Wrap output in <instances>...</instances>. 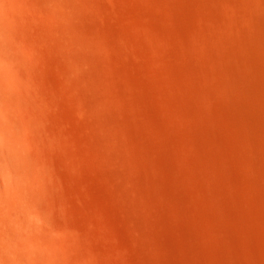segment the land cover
I'll return each mask as SVG.
<instances>
[{
    "label": "rangeland",
    "instance_id": "rangeland-1",
    "mask_svg": "<svg viewBox=\"0 0 264 264\" xmlns=\"http://www.w3.org/2000/svg\"><path fill=\"white\" fill-rule=\"evenodd\" d=\"M62 1L31 0L37 20L48 26L61 12ZM85 1L91 10L77 2L80 14L69 18L68 31L56 22L57 37L44 36L35 45L42 57L35 66L38 72L34 68L36 75L27 72L43 95L37 96L45 108L37 111L47 117L49 135L52 132L46 134L49 143L38 132L34 135L41 148L37 157L48 155L47 161L38 160L47 175L44 194L52 195L43 198L42 206L52 208L47 210L50 216L55 214L52 224L67 232L74 258L80 255L79 264H264V206L255 184H249L244 155L238 153L240 161L237 153L232 154L236 143L240 147L236 138L242 132L236 135L219 117L218 109L224 108L220 102L210 108L202 100V77L186 55L196 32L209 27V10L228 19L225 1ZM103 38L115 41L111 45L116 48L120 43L126 46L117 50L113 45L105 56L96 49ZM252 47L258 54H249L254 68L247 66L262 74L264 43ZM258 76H250L256 80L250 83L257 85V93L251 89L252 97L237 98L249 112L247 122L251 118V126L264 132V75ZM55 133L59 139L51 141ZM53 141L60 142L55 144L60 149L54 151ZM14 230L5 211L0 212V256L24 261L23 252L14 255L10 249Z\"/></svg>",
    "mask_w": 264,
    "mask_h": 264
},
{
    "label": "bare ground",
    "instance_id": "bare-ground-1",
    "mask_svg": "<svg viewBox=\"0 0 264 264\" xmlns=\"http://www.w3.org/2000/svg\"><path fill=\"white\" fill-rule=\"evenodd\" d=\"M224 1H225V10L224 9L223 10L225 12L224 11L223 12L226 13V16L228 18L224 20H227V21L225 22L223 20V17L225 16V14L221 15L223 16L222 17L223 22H222L221 17L218 16L219 14L216 12V10H209L208 15H207V18H209L208 20L209 27L207 26L208 28L204 30L202 29L200 31L198 30V32H196L192 40V43H189V45L187 43L188 46L185 45V47L187 46L186 55L189 58V60L192 61L194 65L193 67L195 69L194 71L198 70L195 73H197L198 76L200 74V77H202L203 81L201 79L199 81V82L201 81L203 82L202 83L203 87L202 85H199L200 88H202L200 90L203 91V95H204L203 96L202 93L200 92L201 93L200 96H203L201 97L203 98L202 100L211 104L208 106L210 108L212 107L213 104L215 105L216 103L220 102L224 108H220V109L215 108V109H218L219 117L223 118V122L226 121V123H228L227 125H229L230 130L233 129L237 131L235 132L237 133L236 135L240 136L241 133L239 132H242L241 134L242 137H240L241 139L236 138V136L235 137L231 136V137L233 139L236 138L238 141H240V147L237 146L239 143L238 144L236 143L235 145L237 146V148L239 147L243 153L236 151V146H234L235 150L232 152V154L234 156L237 153L240 161L244 157L242 164H244L249 170L248 175L250 178L248 179L251 181V183L249 184H255L254 185V187H256L255 190H257L256 192H258V195L261 198L263 206H264V160H263L264 158V144H263L264 135L262 134L264 132L261 129H258L259 130L258 131L256 128H253L251 126V122H252L251 118L249 119V122H247L249 112H247V109H245L246 107L243 108L245 106L244 105L245 103L244 104L241 103V102H244L242 101L243 99L241 100L237 98V96H239V98L240 97L245 98L246 96H248V94L250 95V97H252L254 93L255 94L257 93V88H258L257 85L255 86L253 82V85L255 86L253 87L250 82H252L254 80V77L256 75L258 76L261 72L259 73L258 70H257L258 72L254 71L253 69L254 67L251 65L252 62H250L252 60V59L250 60V57L252 56L253 51H255V48H254L255 46L252 47L253 44L254 43H257V44L264 43V14H257L254 12L255 9L257 10L259 9L261 12H264V0H242L241 1L242 3L237 2L236 4L234 3L236 0L234 2L231 0H224ZM77 2L83 3L82 6H87L88 8L87 7L86 8L91 10L89 4L85 0H63L62 6H61L62 7L61 12L58 13V15L56 16L54 15L51 18V22L49 21L48 26H43L37 20L36 7L31 2V0H0V167L2 169V183H3V185L0 186V212L5 211L6 216L11 220V223L14 225V228H15L14 230L15 244H12L11 247L9 246L12 253L14 255H17L18 252L20 253L23 252L25 260H26V261L25 260L24 261L22 260L10 261L0 256V264H22V263L23 264H79L78 259L76 258L79 257L80 255L79 256L76 255L77 256L76 258H74L75 255L74 256L72 255V249L68 244L69 240L71 239H69L67 232H64L58 227H55L52 224L53 222H51L55 214H52L53 216H50L47 210L52 209V208L49 207V209L46 208L47 210H45L44 209L45 207L42 206L43 198L47 197V200H48V198L50 199V197L52 196L51 195L50 197H48L45 195L46 193L44 194V187L46 188L47 185L44 186L45 184L43 183V178L46 177L47 175H43V173H45V170H42L41 168V165L43 163L39 162L41 159H42L41 162L47 161L46 157L48 159V155L42 154L41 156L42 158L40 159L37 157L39 153V149L41 148L38 149V147H36V144L34 142V135L38 132L39 135L47 137V140L49 143V140H50L49 136L52 135V132H51V135H49L50 133L48 130L49 128L47 129L48 125H46L47 117L38 113L37 111V110H40L39 108L43 107L42 105L43 101H41L42 102L41 104L37 96L39 95V98H40L42 94L41 95L38 94L35 85L31 81V79L33 78H31L30 77L31 75H28L29 73H27V72H30L32 74L35 69L37 70L35 66H37V63L40 62L39 60H41L40 58H42L41 56L40 58H38L39 55L37 52L39 48L37 47L38 48L37 50L35 45L39 46L38 43L39 44L42 43L43 39L45 38L44 36L49 35V36H53L54 38V35L57 33V26L55 25L56 22L59 23L60 26H63V28L61 29L68 28L69 18L71 17L75 18V16H78L80 14L79 12L80 9L78 11L77 5L75 6ZM221 4H224V2ZM238 4L239 5L243 4V5L242 7H240ZM95 7H93L92 11L94 10ZM105 7H103V9ZM215 9H219V8H215ZM108 11L111 12V10H108ZM112 13L114 14V12ZM221 13L222 11L220 12V14ZM110 16L112 15L110 14ZM79 17H82V16H79ZM68 30L69 28L66 31ZM44 33H47V34H44ZM57 34H56V37H57ZM100 36H102V34H100ZM113 37L115 36H112V39H115ZM103 40L96 45V49H98L99 52L100 51L104 52L103 54L107 56L106 55L107 53L109 54L110 52H112L111 51L112 47L114 48L115 46L116 48V44L115 45L113 44L114 45L113 46L111 44L115 43V41L113 42L111 40L109 41L110 43L109 42L107 43L105 42L106 38L104 41ZM121 40H124V39H121ZM106 41H108V39ZM129 41L131 43L130 39ZM241 44H242V47H244L242 49H241ZM124 46H122V44L120 43V46L117 48L118 49L124 48ZM132 48L133 47L131 45V50ZM240 49L242 50V52L240 51ZM135 51H138V50H135ZM236 52L238 54L242 53L244 55V57H242L243 56L242 54L239 55L243 60L239 58L240 59L239 61L238 59L239 56L236 57L237 55ZM39 53L40 55H42L40 51ZM116 54L118 55V53ZM245 54L247 55L251 54V56L250 55L245 56ZM254 54H258V53L255 51ZM245 57H247L246 59H248V61L245 59ZM37 59L39 60L37 61ZM248 63L253 68H251V66H247ZM246 68H248L247 71H249V68H250V70L254 72L251 71V73H249L244 70ZM240 71L243 73L246 72L247 74H249V76L246 75L247 76L246 77L245 73L243 74ZM37 72L38 70L36 71V73ZM35 75L33 76L34 78H35ZM252 75H254V77L251 78L253 80L250 79V76ZM263 75H264V71L262 74H260V76L262 77ZM261 77L258 76L256 78H261ZM263 79H264V76H263ZM251 89L252 91H254L253 95L251 94L252 93ZM249 90L251 91V93L249 92ZM219 107H222V106H219ZM212 119L215 120L214 118ZM217 120H220V119H217ZM207 121L209 124L210 121L209 120ZM217 122H219L220 124V121H217ZM213 124L211 125L213 126ZM214 126H219V125L214 124ZM235 128L241 131L236 130ZM46 130L48 132H46ZM215 133H216V130H215ZM46 134H48L49 136ZM232 134L235 135L234 131ZM55 135L56 133L53 136L55 137ZM54 137L53 139L51 138V141L56 140L57 136L55 138ZM36 138H38V136H35V140ZM41 138L43 137H40V139ZM232 138L231 140H233ZM58 139L59 138H57V140ZM42 140H40V142ZM235 140L233 141L234 143H235ZM38 141L39 139L37 140V142ZM61 141L63 140L61 139ZM53 142L54 143H51L53 145L50 144L52 147L55 144L60 143V142H55V141ZM233 142H232V145L234 144ZM44 145L46 144L44 143L43 146ZM47 147L49 146L47 145ZM54 147H56V145ZM58 148L59 146L57 145V147L53 149L54 151H56ZM48 149L51 150V147H49ZM59 151L60 150H58L57 152ZM63 152L65 153V151ZM238 153L243 154L244 156H242V158L240 159L241 155ZM245 154L247 156H245ZM53 155L55 156V154ZM237 155L235 156V159H237L236 158ZM259 156L260 157L262 156L261 157L262 159H260ZM64 157H66V155H64ZM50 159L52 158L50 157ZM70 160L73 161L72 159ZM226 160L227 159H225V161ZM46 165H49V164H45V166ZM49 167H53V165ZM226 167L228 166L227 165L225 166L224 173L227 177V180L229 179L230 181L232 180V175L229 177L230 173L228 171V168ZM50 179L51 178H49V180ZM177 195L178 194H176V196ZM181 202H182V199H181ZM54 211H55V208H54ZM51 217L52 219H50ZM55 223L57 224L58 222L56 221ZM72 240H74V238ZM250 257L252 258L251 260L255 258L251 255V253H250ZM75 259L77 261H75ZM102 260L103 259H101V261ZM80 262H82V259Z\"/></svg>",
    "mask_w": 264,
    "mask_h": 264
}]
</instances>
